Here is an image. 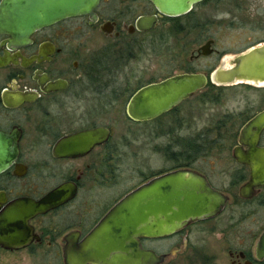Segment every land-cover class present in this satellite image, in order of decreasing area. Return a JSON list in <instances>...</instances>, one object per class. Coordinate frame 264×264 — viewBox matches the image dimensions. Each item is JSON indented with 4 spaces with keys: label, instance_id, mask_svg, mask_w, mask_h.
I'll return each mask as SVG.
<instances>
[{
    "label": "flooded vegetation",
    "instance_id": "af4514ba",
    "mask_svg": "<svg viewBox=\"0 0 264 264\" xmlns=\"http://www.w3.org/2000/svg\"><path fill=\"white\" fill-rule=\"evenodd\" d=\"M245 4L246 0H201L187 13L168 18L159 16L147 0H100L93 11L94 23L87 16L68 18L35 32L21 47L12 45L9 36L0 35L1 144L17 149L9 167L0 173V216L19 201L46 207L28 220L33 239L19 251L52 250L64 264L66 235L77 234L81 241L129 192L152 178L179 170L204 177L227 201L213 218L191 223L168 237L141 239L146 250L156 253L152 245L169 243L196 224L229 218L235 219L231 228H236L264 212V185L251 188L249 194L243 189L251 182L250 162L256 153L250 139L241 137L243 127L264 111V97L256 102L245 98L233 109H221L239 89L263 93L264 86H222L209 80L222 64L229 67L225 58L264 44L262 38L246 46L233 42L234 48L223 52L216 49L211 28L233 26L234 12L245 10ZM150 16L157 22L148 30H138L137 21ZM163 30L165 35L160 34ZM170 40L180 44V50L178 54L169 52L167 71L158 77L159 49L177 47L174 42L169 45ZM205 46L204 55L201 49ZM191 47L185 59L183 54ZM200 60L213 64L203 70L192 66ZM182 74H203L207 85L150 120L128 116L127 105L136 92ZM115 105L123 106L128 122L118 138L106 124L109 108ZM206 105L216 109L207 119L202 117ZM97 128L109 132L100 143L79 141L78 134ZM158 137L168 138L170 143L154 149L151 146ZM132 143L136 170L130 175L140 180L126 188L125 156ZM145 146L150 148L145 149L148 160L156 155L161 168L152 170L148 164V171L142 170ZM256 148L264 155V129ZM263 231L264 223L252 233L256 237L246 247H228L230 264H264V258L256 255V242Z\"/></svg>",
    "mask_w": 264,
    "mask_h": 264
},
{
    "label": "water",
    "instance_id": "95a60500",
    "mask_svg": "<svg viewBox=\"0 0 264 264\" xmlns=\"http://www.w3.org/2000/svg\"><path fill=\"white\" fill-rule=\"evenodd\" d=\"M100 0H0V35L11 38L14 46H25L35 32L68 18L87 16L96 21L94 10ZM159 16L178 17L201 0H147ZM157 22L154 16L141 17L136 28L148 30ZM104 30V28L102 29ZM209 44V43H208ZM203 47L202 53L206 51ZM214 70L209 80L222 86L249 84L264 86V44L252 47ZM203 74L175 75L136 92L127 105L128 116L136 121L155 118L207 85ZM264 129V111L247 123L241 132L255 151L250 162L251 182L243 189L264 185V169L256 144ZM109 135L97 128L78 134L79 141L98 144ZM0 134V173L16 156V147H3ZM241 189V190H243ZM244 191V190H243ZM225 195L212 189L206 179L192 171L179 170L152 178L117 202L81 240L77 234L64 237V264H164L169 254L142 248L141 239H160L177 233L189 224L210 219L224 207ZM44 203L16 202L0 216V247L6 251L26 248L33 239L28 220L45 211ZM256 255L264 258V231L256 242Z\"/></svg>",
    "mask_w": 264,
    "mask_h": 264
},
{
    "label": "rangeland",
    "instance_id": "374dc122",
    "mask_svg": "<svg viewBox=\"0 0 264 264\" xmlns=\"http://www.w3.org/2000/svg\"><path fill=\"white\" fill-rule=\"evenodd\" d=\"M245 6H247L245 10L234 12L236 13V23L233 26L229 27L223 24L222 26L211 28L212 31L210 33L215 36L218 43L216 49L220 52L234 48L233 42H241L244 44L243 46H246V44H252L262 38L264 39V0H246ZM94 33V35H99L96 32ZM173 42L176 44V41L170 40L169 45L171 44L172 46ZM179 45L176 44L177 47L174 48L166 46L159 49L161 50V54L157 57L158 77L163 76L167 71L166 68L171 60L169 52L173 50L174 53L178 54L180 50ZM191 50L192 47L187 51V54H183L185 59L189 57ZM212 64V60H200L194 62L192 66H195L196 69L203 70ZM262 97H264V92L239 89V91L236 92V95H230L228 97V100L223 103L221 109H233L237 105L242 104V100L245 98L256 102ZM215 111L216 109L206 105L205 113L202 117L205 115L207 119L208 116ZM205 123H208L207 120ZM106 124L114 129L115 138L121 137L125 133L128 128V122H126L123 116V106L115 105L114 107L109 108ZM167 143H170V139L158 137L156 145L154 144L151 147L155 146L154 149H164ZM145 149L149 150L150 148L149 146H145L143 150ZM135 151L136 146L132 143L129 149V154L125 156L126 159L124 166L126 188L130 187L132 184H136L140 180L138 176H136V178L132 177L136 170V166L134 165L136 160L134 159ZM147 152L148 151L145 150L143 155L144 161L142 164V170L148 171V169H146L148 164H151L152 170L161 168V160L158 159L156 155L151 156V159L148 160L149 156ZM160 153H163V151ZM257 213L258 214L245 220L236 228H231V224L235 219L231 221L229 218L221 221L196 224L188 228L181 237L179 236L174 240H169V243L163 241L152 246L157 250L155 251L158 254H169V257L164 264H230L231 259L228 255V247H246L249 241L256 237L253 236L252 233H256L262 228L264 223V212L261 211ZM183 238H187V243L182 242ZM172 242L173 246H170ZM59 260L60 259L56 256L54 251L44 248L18 252H7L0 249V264H61Z\"/></svg>",
    "mask_w": 264,
    "mask_h": 264
},
{
    "label": "trees",
    "instance_id": "16d2710c",
    "mask_svg": "<svg viewBox=\"0 0 264 264\" xmlns=\"http://www.w3.org/2000/svg\"><path fill=\"white\" fill-rule=\"evenodd\" d=\"M160 34L161 35H165L166 34V30L165 31L163 30Z\"/></svg>",
    "mask_w": 264,
    "mask_h": 264
}]
</instances>
